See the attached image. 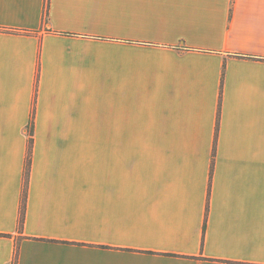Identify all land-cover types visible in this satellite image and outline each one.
Listing matches in <instances>:
<instances>
[{
    "label": "crops",
    "instance_id": "0c3cea01",
    "mask_svg": "<svg viewBox=\"0 0 264 264\" xmlns=\"http://www.w3.org/2000/svg\"><path fill=\"white\" fill-rule=\"evenodd\" d=\"M236 262L264 263V0H0V264Z\"/></svg>",
    "mask_w": 264,
    "mask_h": 264
},
{
    "label": "trees",
    "instance_id": "16d2710c",
    "mask_svg": "<svg viewBox=\"0 0 264 264\" xmlns=\"http://www.w3.org/2000/svg\"><path fill=\"white\" fill-rule=\"evenodd\" d=\"M46 18V14H45ZM6 31H13V32H24L23 30L19 29H4ZM35 108L33 107L32 110V117L34 115ZM29 147L27 152L26 164H25V173H24V187H23V196L21 201V209H20V217H19V229L23 228L24 220H25V210H26V196H27V187L29 181V173H30V166H31V155H32V144H33V120L31 118V122L29 124ZM18 249L15 251V260L17 258ZM236 264H264V263H252V262H236Z\"/></svg>",
    "mask_w": 264,
    "mask_h": 264
},
{
    "label": "rangeland",
    "instance_id": "374dc122",
    "mask_svg": "<svg viewBox=\"0 0 264 264\" xmlns=\"http://www.w3.org/2000/svg\"><path fill=\"white\" fill-rule=\"evenodd\" d=\"M96 130H89V135H96ZM28 135H29V130H28Z\"/></svg>",
    "mask_w": 264,
    "mask_h": 264
}]
</instances>
